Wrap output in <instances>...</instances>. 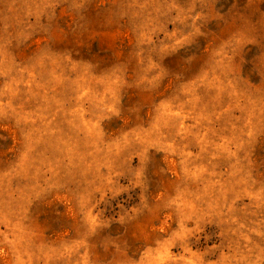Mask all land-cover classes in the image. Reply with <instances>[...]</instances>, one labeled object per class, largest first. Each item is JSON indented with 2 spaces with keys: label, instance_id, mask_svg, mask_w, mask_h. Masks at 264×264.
I'll list each match as a JSON object with an SVG mask.
<instances>
[{
  "label": "rangeland",
  "instance_id": "rangeland-1",
  "mask_svg": "<svg viewBox=\"0 0 264 264\" xmlns=\"http://www.w3.org/2000/svg\"><path fill=\"white\" fill-rule=\"evenodd\" d=\"M0 264H264V0H0Z\"/></svg>",
  "mask_w": 264,
  "mask_h": 264
}]
</instances>
